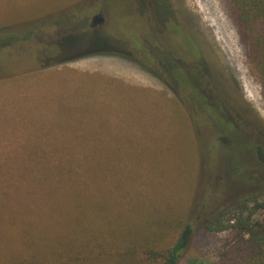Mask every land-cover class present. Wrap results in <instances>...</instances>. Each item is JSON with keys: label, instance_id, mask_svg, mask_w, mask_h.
I'll return each mask as SVG.
<instances>
[{"label": "rangeland", "instance_id": "374dc122", "mask_svg": "<svg viewBox=\"0 0 264 264\" xmlns=\"http://www.w3.org/2000/svg\"><path fill=\"white\" fill-rule=\"evenodd\" d=\"M236 17L229 0H0V216L23 210L47 245L85 221L90 252L67 264H162L187 223L180 264H233L234 235L201 228L264 190V97Z\"/></svg>", "mask_w": 264, "mask_h": 264}, {"label": "trees", "instance_id": "16d2710c", "mask_svg": "<svg viewBox=\"0 0 264 264\" xmlns=\"http://www.w3.org/2000/svg\"><path fill=\"white\" fill-rule=\"evenodd\" d=\"M229 1L237 15L239 36L249 47L248 57L251 59L253 72L258 78L264 97V0ZM9 34L12 33L9 32ZM14 40L19 41L14 36L7 44L11 45ZM6 51L5 46L1 45L0 52L5 53ZM183 74L182 71H178L174 75L179 81L178 83L180 85L187 84L193 92L190 94L191 99L210 111ZM252 125L256 130L264 133L263 123H258L254 119ZM252 152L255 161L264 168V148L255 147V151ZM57 191L54 189L53 192H50L54 198L58 194ZM235 192L239 193L241 189L237 188L231 195ZM84 197V202L81 201L77 205V213H81V215L92 207L91 202H88ZM96 210L101 214L104 208L96 205ZM22 211H13L6 217H4L5 215L0 216L2 218L0 220V264H67L77 256L78 250H83L84 253L90 252L88 238L92 233L89 224L87 225L85 221H79V223L77 221L71 233H66V237L59 238L58 241H55L56 244L47 245L44 244L48 238L42 234L45 232L42 223L26 219L23 221L22 218L26 215L22 217ZM13 225L14 228L11 227ZM11 229H13L12 232ZM201 229L207 233L228 232L234 235L232 237L235 243L232 251L237 255V258L233 264H264V190L259 193H249L247 197L238 198L222 205L206 218ZM193 235L191 224H185L174 244L161 255L162 264H180L189 249ZM50 251L53 262L47 259ZM58 258H61L62 261L56 262L55 259Z\"/></svg>", "mask_w": 264, "mask_h": 264}, {"label": "flooded vegetation", "instance_id": "af4514ba", "mask_svg": "<svg viewBox=\"0 0 264 264\" xmlns=\"http://www.w3.org/2000/svg\"><path fill=\"white\" fill-rule=\"evenodd\" d=\"M187 76H188V80H189V82H190V84L192 85L193 83H192V80H191V77H190V75L188 74V72H187ZM200 78H202V75H201V77ZM200 83V85H202V83H201V81L199 82ZM178 85H180L179 83H178ZM202 88L203 89H201L202 91V95L201 94H199L200 96H199V98H201L202 99V101L204 102V103H206V105H211V106H214V107H216V108H218L219 110H220V108H219V105L217 104L216 105V103L214 104V102H210V99H209V97H208V94L206 93V91L204 90V86H202ZM188 95H190V94H188ZM185 97L186 96H184V97H182V98H184L185 99ZM220 101V103H223L221 100H219ZM197 105V104H196ZM211 106H210V108H211ZM222 107V106H221ZM222 109H224L223 107H222ZM221 111V110H220Z\"/></svg>", "mask_w": 264, "mask_h": 264}, {"label": "water", "instance_id": "95a60500", "mask_svg": "<svg viewBox=\"0 0 264 264\" xmlns=\"http://www.w3.org/2000/svg\"><path fill=\"white\" fill-rule=\"evenodd\" d=\"M100 19H99V16L98 15H95L93 16L92 18V22H91V26H94L96 22H99Z\"/></svg>", "mask_w": 264, "mask_h": 264}]
</instances>
